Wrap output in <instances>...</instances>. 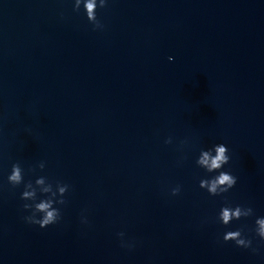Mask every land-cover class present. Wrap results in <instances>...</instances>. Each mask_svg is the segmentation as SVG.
I'll return each mask as SVG.
<instances>
[{
  "label": "clouds",
  "instance_id": "9594fccd",
  "mask_svg": "<svg viewBox=\"0 0 264 264\" xmlns=\"http://www.w3.org/2000/svg\"><path fill=\"white\" fill-rule=\"evenodd\" d=\"M81 0H76V5H74V10L78 11L80 9ZM106 6V0H101L100 8H104ZM83 7L87 10L86 16L90 23L94 25V28H102V25L100 21L97 19V15L93 12V9L96 8V0H86V2L83 4ZM172 57H169V60H172ZM170 139L166 141V143H170ZM214 149L215 155H211V150ZM229 149L228 147L223 144H216L213 145L208 150H203L201 157L198 161L199 164L204 165L206 167V170L211 173L214 170H220L218 175H216L212 179H202L199 183V187L202 189H207V192L210 195L217 196L221 193H225L229 191V189L233 188L237 183V178L230 174L227 171H221L224 165L229 163L230 157L228 155ZM41 165L44 163L41 162ZM24 180V177L21 175V168L18 164L12 165L11 173L8 176L9 183L15 187L20 185ZM42 181H37V183H40ZM26 184H30V181ZM220 185H227L226 188H220L218 192V187ZM65 187H68V185H65ZM63 192L64 189H61ZM180 192V187L177 186L176 188L172 189V195H177ZM33 193L28 191H23L21 194L22 200H27L28 197L32 196ZM61 203H65V201H61ZM23 208L25 210H31V215L24 217L26 222L30 224L39 225L40 228H46L49 225H53L57 223L60 219V211L58 209L51 208L50 203H39V204H29L25 203L23 205ZM249 211H252V208H249ZM37 212H43L45 213L42 218L37 217ZM240 211L239 208H237L236 212L230 213L227 208L223 209V222L225 225L228 224V221L231 216H237L239 217ZM255 224H258L259 227L255 229L256 234L261 238V240H264V218L257 219L255 221ZM121 237L123 236V233H119ZM224 242L228 241H234L236 246L243 247V248H249L251 247L252 241L245 238L242 235L241 230L236 231H227L223 236ZM255 251V249H253Z\"/></svg>",
  "mask_w": 264,
  "mask_h": 264
}]
</instances>
